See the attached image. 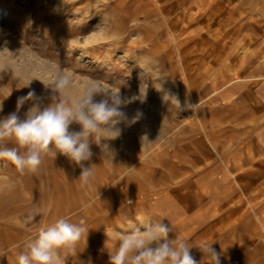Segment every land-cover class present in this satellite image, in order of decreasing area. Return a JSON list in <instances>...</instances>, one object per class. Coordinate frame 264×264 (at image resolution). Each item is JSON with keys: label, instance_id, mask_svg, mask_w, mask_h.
<instances>
[{"label": "rangeland", "instance_id": "1", "mask_svg": "<svg viewBox=\"0 0 264 264\" xmlns=\"http://www.w3.org/2000/svg\"><path fill=\"white\" fill-rule=\"evenodd\" d=\"M248 1L0 0V119L32 90L50 103L42 82L58 72L72 77L69 99L94 85L119 88L136 98L124 109L129 117L143 112L120 125V137L101 141L112 160L90 144L83 163L96 167L87 185L59 153L24 174L0 161V264H18L24 243L59 217L88 228L65 264H110L115 232L162 216L169 239L212 243L220 264H264V155L226 188L220 176L221 159L233 173L264 154L255 141H264V19L236 13ZM30 106L19 109L21 119ZM35 207L41 214L26 231L20 224ZM190 253L208 264L198 247Z\"/></svg>", "mask_w": 264, "mask_h": 264}, {"label": "clouds", "instance_id": "2", "mask_svg": "<svg viewBox=\"0 0 264 264\" xmlns=\"http://www.w3.org/2000/svg\"><path fill=\"white\" fill-rule=\"evenodd\" d=\"M42 83L45 89L51 90L50 103L44 104L32 90L17 98V112L0 119V161L11 162L24 174L26 170L37 171L44 156L54 160L59 153L80 166L78 179L87 185L94 180L96 167H85L83 163L93 156L90 144L101 147L104 157L112 160L113 151L101 141L120 137V125L130 127L143 117V112L137 110L129 117L124 109L136 98L122 96L119 88L94 85L69 99L73 81L71 75L64 72H58L50 83ZM170 97L179 105L175 96ZM27 102H31V106L21 119L17 113ZM0 111H3V103H0ZM74 123L80 125V131H70ZM9 142L16 146L6 147ZM40 214L41 209L35 207L24 217L20 227L31 231L29 225ZM163 218L167 217L155 221L151 217H137L144 230L129 220L126 229L115 232L116 243L109 250L110 264H197L190 253L193 247L205 254L208 264H220V253L211 247L212 243L193 244L178 236L169 239L173 228L162 223ZM87 232L84 219L73 222L71 217H59L39 227L24 243L17 255L18 264H65L68 256L76 255L79 242L86 241Z\"/></svg>", "mask_w": 264, "mask_h": 264}, {"label": "crops", "instance_id": "3", "mask_svg": "<svg viewBox=\"0 0 264 264\" xmlns=\"http://www.w3.org/2000/svg\"><path fill=\"white\" fill-rule=\"evenodd\" d=\"M237 9H238V11L236 13L247 12V13L253 14V16L256 13H258L259 15H262L263 19H264V0L262 2H260V1L257 2V0H249L248 4L246 6H243L241 8L237 7L236 10ZM251 24H252V27L254 29L257 28L254 23H251ZM254 71H255V69H254ZM248 76L251 77L250 74H248ZM237 90H242V89H237ZM253 106L250 105V107H252V109H254ZM263 155L264 154L259 155L256 159H254V161L252 163L249 161L245 162L246 164L243 166L242 169L235 171V172L233 171V173H232V169L230 167H227L226 164L222 162V159H221V161L218 160L221 162V165L223 164L222 169L219 168V169H221L220 170V176L224 177V179H222L223 180L222 181V187L226 188V186L233 184V179L235 178V176L237 174L244 173V172L248 171L251 168V165H254L259 159H261V156H263Z\"/></svg>", "mask_w": 264, "mask_h": 264}, {"label": "bare ground", "instance_id": "4", "mask_svg": "<svg viewBox=\"0 0 264 264\" xmlns=\"http://www.w3.org/2000/svg\"><path fill=\"white\" fill-rule=\"evenodd\" d=\"M179 2H187V3H190L192 0H178ZM195 1V3H197L198 5H200V4H204V0H194ZM166 3V2H165ZM164 4V3H163ZM180 4V3H179ZM162 7V6H161ZM178 8V7H177ZM172 10V9H171ZM174 10V9H173ZM176 11V10H175ZM168 13H169V11H168ZM169 20V19H168ZM177 20V19H176ZM178 21V20H177ZM181 24V23H180ZM173 28H174V26L172 27V30H171V34H172V36L174 37L175 36V34H174V32H173ZM187 30V29H186ZM184 28H182V29H180V32H181V34L182 33H186L187 31H186ZM251 31V30H250ZM223 34V33H222ZM204 36V35H203ZM188 37V36H187ZM186 37V38H187ZM186 38H185V40H186ZM198 38V37H197ZM196 38V39H197ZM190 39V38H189ZM252 39V38H251ZM187 42V41H186ZM196 43V42H195ZM207 43V42H206ZM188 44V43H187ZM245 45V44H244ZM177 47V46H176ZM184 49V48H183ZM229 49V48H228ZM239 49V48H238ZM222 52H219L218 53V59H219V62H221V60H222ZM221 56V57H220ZM231 66L232 65H230V64H227V66H226V68H231ZM240 78V77H239ZM231 79V78H230ZM229 79V80H230ZM236 79V78H235ZM256 138V143H257V146H258V148L261 150V151H263L264 150V141L261 139V138H259V137H255ZM255 141H254V139H250L247 143H246V147L248 148V154H245L246 156H248L249 157V159L251 160V158L253 157V154L251 153L252 151H253V145H254V143H255ZM256 146V145H255ZM244 148H245V146H244ZM243 147H240V149H238V153L239 154H241V152L243 151L242 149H244ZM242 156V158H243V156H245V155H243V154H241ZM248 160V159H247ZM97 194V193H96ZM167 202H170V201H167ZM171 203V202H170Z\"/></svg>", "mask_w": 264, "mask_h": 264}]
</instances>
